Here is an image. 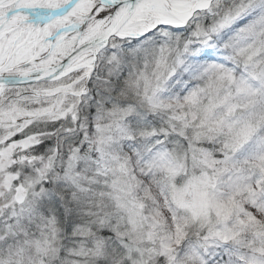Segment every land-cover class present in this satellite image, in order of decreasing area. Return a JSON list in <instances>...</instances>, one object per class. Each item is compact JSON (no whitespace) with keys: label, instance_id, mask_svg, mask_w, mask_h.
Returning a JSON list of instances; mask_svg holds the SVG:
<instances>
[{"label":"snow or ice","instance_id":"1","mask_svg":"<svg viewBox=\"0 0 264 264\" xmlns=\"http://www.w3.org/2000/svg\"><path fill=\"white\" fill-rule=\"evenodd\" d=\"M0 264H264V0H0Z\"/></svg>","mask_w":264,"mask_h":264}]
</instances>
